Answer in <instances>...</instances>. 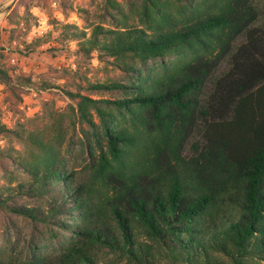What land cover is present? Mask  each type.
I'll return each instance as SVG.
<instances>
[{
    "label": "trees",
    "instance_id": "1",
    "mask_svg": "<svg viewBox=\"0 0 264 264\" xmlns=\"http://www.w3.org/2000/svg\"><path fill=\"white\" fill-rule=\"evenodd\" d=\"M36 1L17 0L7 15L19 53L43 42L21 39ZM124 4L102 0L100 21L81 29L53 24L59 42L75 41L82 60L116 75L89 81L63 69L66 87L43 79L69 100L64 115L46 109L43 126L32 118L8 128L0 109V137L29 148L0 147L7 183L11 167L26 175L0 186V215L31 229L21 258L6 260L0 247V264H264V0ZM16 69L0 63L12 106L30 83ZM64 142L101 199L67 170Z\"/></svg>",
    "mask_w": 264,
    "mask_h": 264
},
{
    "label": "rangeland",
    "instance_id": "2",
    "mask_svg": "<svg viewBox=\"0 0 264 264\" xmlns=\"http://www.w3.org/2000/svg\"><path fill=\"white\" fill-rule=\"evenodd\" d=\"M6 1L9 0H2L0 4ZM59 1L60 0H37L34 4L38 9L33 16H29L30 27L33 24L35 27H37V25L41 26L39 28V33H42V31L46 29L44 34L40 35L35 33V39L43 40L44 43L46 42L45 44L34 46L29 53H19L18 50H24L23 47L12 49V51H9L11 49L8 51H1L5 46L1 45L4 41H0V63L4 65H14L17 68V72L20 71L25 75H30V83H24L22 85L23 89L25 86H32L43 91L42 94L38 93L36 97H29V99H27L32 109L24 116L19 110L18 105L12 106L10 102L5 101L6 94L2 86H0V105L1 103L6 104L4 112L8 117V121L11 123V128H15L17 123H23L32 118L38 125H45L46 121L42 116L45 110L50 108L64 115L66 109L65 104L69 102L68 98L63 95L60 88L52 87L51 89H47L41 86V82L45 79L50 83H54L57 87H66L67 82L59 76L63 69H69L68 66L70 63L75 64V69H69V72H77L85 75L89 81H103L107 76L116 75L114 70L104 66V64L100 63L95 57L90 61L82 60L81 56L75 52L77 47L75 41L59 42V34H51V31L56 30L53 28L55 21L62 24L68 23L75 25L78 29L83 28L87 23H98L101 19L102 0H68L70 8L66 11L61 10ZM119 1L123 4L125 9L126 5L124 4V0ZM108 23L109 22L106 21L104 26L108 25ZM46 24L51 25L52 28H46ZM85 30L86 32L89 31L88 29ZM21 39L24 40V35ZM11 57L17 59V64L10 62ZM224 66L223 62L220 63L217 71H222ZM102 96L109 97L110 95L104 94ZM7 110L10 112V115L6 114ZM0 147L3 151L11 152L13 155H26L29 151V148L24 143L16 139L4 137H0ZM68 149L69 150L66 149L64 142L61 145L60 151L66 158L67 170L72 171L73 175L76 177L75 179L78 181H90L89 184L94 189L93 195L95 200L101 199L104 192L103 188L100 187L98 182H91L83 156L78 153L77 148ZM11 173L14 180L11 183H7L0 172V186L10 187V189H12L17 182L26 179V175L23 172L13 167H11ZM27 203L30 204V201ZM17 223V227L11 229L8 227L5 218L0 215V247L2 256L6 260L10 259L12 261H17L21 258V254L31 234L30 226L25 223L24 220L18 219ZM38 247V251H41L42 254L50 259H52L56 253L52 244L43 243L39 244Z\"/></svg>",
    "mask_w": 264,
    "mask_h": 264
},
{
    "label": "built area",
    "instance_id": "3",
    "mask_svg": "<svg viewBox=\"0 0 264 264\" xmlns=\"http://www.w3.org/2000/svg\"><path fill=\"white\" fill-rule=\"evenodd\" d=\"M32 28V29H31ZM35 33L37 34H42L39 33V30L36 29L34 26L30 27L29 31L24 35V40L25 43H30L31 40L33 38H35ZM52 33L54 35H58V30H53ZM23 47L22 44L19 45V48ZM17 59H15V57H11L10 58V62H12L13 64H17ZM69 69L74 70L75 69V64L74 63H70L68 66ZM1 89V87H0ZM24 90L26 91V94L24 95L22 101L18 104V108L19 110L23 113V115H27L30 111H31V106L29 101H27V99H29V97H36L38 95V93L42 94L43 91L37 87H32V86H25ZM0 109L2 111V123L5 124L6 127L11 128V123L8 121V117L5 115L4 109H6V104H2L0 105ZM6 114L10 115V112L7 110ZM6 118V119H5Z\"/></svg>",
    "mask_w": 264,
    "mask_h": 264
},
{
    "label": "crops",
    "instance_id": "4",
    "mask_svg": "<svg viewBox=\"0 0 264 264\" xmlns=\"http://www.w3.org/2000/svg\"><path fill=\"white\" fill-rule=\"evenodd\" d=\"M1 1L2 0H0V2ZM16 1L17 0H9V1H6L5 3L0 4V41L3 40L5 42V43L3 42L2 44L0 42V44L2 46H5L3 49H1V51H8L9 49H11L9 51H12V49H16L17 47L19 48V45H20V43H17L16 40H11V41L8 40V34H9L10 25H9V23L7 21V15L9 13V11L11 10V8L15 5ZM37 9H38L37 6H31L29 11L31 12L32 16L35 14V11ZM32 26H34V24ZM45 26H46V28H50L51 27V25H48V24H46ZM40 27L41 26L37 25V27H35V28L39 30ZM45 32H46V29H44L42 31V34H44ZM51 34L54 35L52 33V31H51ZM35 38H33V39H35ZM33 39L31 41H33ZM45 43L42 42V43L39 44V46H41V45H43Z\"/></svg>",
    "mask_w": 264,
    "mask_h": 264
}]
</instances>
